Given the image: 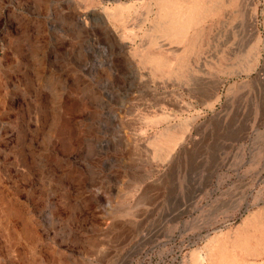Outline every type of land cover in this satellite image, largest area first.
I'll list each match as a JSON object with an SVG mask.
<instances>
[{
	"label": "rangeland",
	"instance_id": "rangeland-1",
	"mask_svg": "<svg viewBox=\"0 0 264 264\" xmlns=\"http://www.w3.org/2000/svg\"><path fill=\"white\" fill-rule=\"evenodd\" d=\"M40 263L264 264V0H0V264Z\"/></svg>",
	"mask_w": 264,
	"mask_h": 264
},
{
	"label": "bare ground",
	"instance_id": "bare-ground-1",
	"mask_svg": "<svg viewBox=\"0 0 264 264\" xmlns=\"http://www.w3.org/2000/svg\"><path fill=\"white\" fill-rule=\"evenodd\" d=\"M164 6H165V5H164ZM166 6H167V5H166ZM188 6H189V5H188ZM190 6H191V5H190ZM162 7H163V6H162ZM167 7H168V6H167ZM184 7H185V6H184ZM194 7H196V6H194ZM163 8H164V7H163ZM165 8H166V7H165ZM165 8H164V9H165ZM177 8H178V7H177ZM175 9H176V7H175ZM178 9H179V8H178ZM183 9H184V8H183ZM188 9H189V8H188ZM197 9H198V8H197ZM197 9H195V12H196ZM101 10H102V9H101ZM167 10H168V9H167ZM179 10H180V9H179ZM172 11H173V10H172ZM193 11H194V10H193ZM198 11H199V10H198ZM98 12H100V10H98ZM163 12H164V11H163ZM167 12H169V10L166 11L165 13H167ZM179 12H180V11H179ZM179 12H178V13H179ZM170 13H171V11H170ZM183 13H184V12H183ZM186 13H187V12H186ZM188 13H189V11H188ZM84 14H85V13H84ZM98 14H99V13H98ZM101 14H102V13H101ZM172 14H173V13H172ZM180 14H181V12H180ZM180 14H179V15H180ZM189 14H190V13H189ZM196 14H197V12H196ZM81 15H82V14H81ZM165 15H167V14H165ZM165 15H163V16H165ZM182 15H184V14H182ZM182 15H180V16H182ZM190 15H191V14H190ZM82 16H83V15H82ZM100 16H101V15H100ZM104 16H106V15L104 14ZM169 16H170V15H169ZM169 16H168V17H169ZM180 16H179L178 18H180ZM184 16H185V15H184ZM194 16H195V15H194ZM101 17L103 18V16H101ZM104 18H105V17H104ZM186 19H187V18H186ZM102 20H104V19H102ZM169 20H170V19H169ZM178 20H180V19H178ZM188 20H189V19H188ZM188 20H187V21H188ZM182 21H183V20H182ZM183 22H184V21H183ZM190 22H192V20H191ZM184 23H185V22H184ZM186 23H187V22H186ZM194 23H195V22H194ZM177 25H179V23H178ZM186 25H188V24H186ZM189 25H190V24H189ZM192 25H193V24H192ZM181 26H182V25H181ZM119 27H120V26H119ZM182 27H183V26H182ZM185 27H187V26H185ZM187 28H188V27H187ZM117 29H118V28H117ZM173 29H175V26L173 27ZM173 29H171V30H173ZM177 29H178V28H177ZM177 29H176V30H177ZM183 29H184V28H183ZM115 31H116V30H115ZM167 31H169V30H167ZM167 31H166V32H167ZM178 31H179V29H178ZM164 32H165V31H164ZM116 34H117V33H116ZM116 34H115V36L117 37ZM169 35H172L171 37L174 38V35H173L172 33H170ZM168 37H169V36H168ZM29 50H30V48H29ZM171 52H174V50H172ZM41 172H43V171H41ZM43 176H45V175H43ZM49 176H50V175H49ZM51 176H52V175H51ZM51 176H50V177H51ZM39 177H40V176H39ZM41 177H42V176H41ZM41 177H40V178H41ZM53 177H54V176H52V178H50V179H53ZM46 178H47V176H46ZM41 179H43V178H41ZM41 179H40V180H41ZM47 179H48V178H47ZM48 180H49V179H48ZM44 183H45V181H44ZM41 184H42V183H41ZM45 187H46V186H45ZM49 193H51V192H49ZM8 226H9V225H8ZM5 227H6V226H5ZM7 229H8V228H7ZM7 229H6V230H7ZM40 264H41V263H40Z\"/></svg>",
	"mask_w": 264,
	"mask_h": 264
}]
</instances>
